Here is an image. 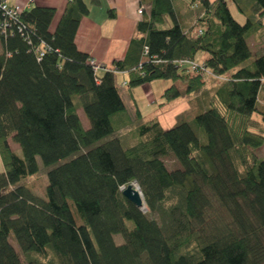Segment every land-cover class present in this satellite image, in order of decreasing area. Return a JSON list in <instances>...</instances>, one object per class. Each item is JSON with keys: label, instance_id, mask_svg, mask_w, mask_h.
<instances>
[{"label": "trees", "instance_id": "16d2710c", "mask_svg": "<svg viewBox=\"0 0 264 264\" xmlns=\"http://www.w3.org/2000/svg\"><path fill=\"white\" fill-rule=\"evenodd\" d=\"M194 1L203 13L186 31L173 0H152L125 57L99 71L75 38L100 0H70L54 31L56 11L46 6L24 9L11 29L0 30V264H264V160L255 152L264 133L251 130L264 128L253 117L264 123V53L251 60L247 44L264 27V0H251L244 24L226 0ZM184 59L226 78L207 109L168 129L157 117L146 120L133 129L129 147L111 137L133 122L116 73L127 72L129 90L168 79L197 92L205 73L180 65ZM181 95L174 83L161 105ZM39 157L53 166L45 197L18 186L38 173ZM168 157L179 167L170 169ZM129 184L138 185L147 210L160 213L165 226L123 195ZM214 202L230 217L221 234L204 231ZM11 233L20 251L36 258L21 259ZM117 234L124 238L118 245Z\"/></svg>", "mask_w": 264, "mask_h": 264}, {"label": "rangeland", "instance_id": "374dc122", "mask_svg": "<svg viewBox=\"0 0 264 264\" xmlns=\"http://www.w3.org/2000/svg\"><path fill=\"white\" fill-rule=\"evenodd\" d=\"M248 1V2H247ZM244 7L247 8L248 12L252 14L251 12V0H244ZM227 3L230 7L231 13H233L235 16H239L238 10V4L239 2L233 1V0H227ZM184 6V5H183ZM245 8V9H246ZM198 11V10H194ZM240 21L243 23L245 21ZM173 21L169 20L166 22L165 26L170 27L172 26ZM244 24V23H243ZM253 43V42H252ZM250 45L253 47V56L251 60H256L260 54L264 53V49L259 50L257 48V45L254 43ZM0 52H1V45H0ZM199 58V57H198ZM210 73L204 74V77L206 79V83L197 92L189 93L186 90V84L181 81L173 82L172 80L164 79V80H154L153 82H147L143 83V85H139L136 87H133L132 90L128 89L127 85H124L123 80L126 79V76H116L115 83H117V86L119 88L120 93L123 96L124 103L127 107V115H129L133 122L131 126L123 128L122 131H118L116 133H113V136L119 137L122 141L123 146L129 147L133 143H135V139L132 136L133 129L138 126V124L143 123L146 120L154 119L157 117L162 124L164 129H168L171 127L176 126L180 122H192L194 118L201 112L207 109V101L208 98L214 93L215 88L218 86V83L220 80H225L226 78H220V77H213L210 76ZM176 83L182 92V95L180 98L176 99L174 103L171 104H165L164 99L162 98V95L164 94V89L167 87H170ZM261 100L259 103V106H264V89L261 93ZM75 105L78 107V115L81 117V121L83 124V127L86 129L90 128V122L88 118L86 117L83 107L81 106L80 98L76 97ZM137 109L140 110V114H142L141 120L137 119L136 111ZM254 119L258 120L262 126L264 125L262 119L260 116L255 113ZM196 128V127H195ZM251 130H254L256 132H259L261 134L264 133L263 127H252ZM196 131L199 133V129H196ZM109 138V137H108ZM107 139V138H106ZM10 142L11 149L18 154L19 156L23 157V152L20 147V144L16 141H14L12 138L8 140ZM257 152L258 156H260L264 160V146L257 148L255 150ZM37 162L39 164V170L38 173L32 176H29L26 180L20 181L18 183L19 185H24L37 195H44L45 197V188L48 185V174L50 169L53 166L47 167L44 165L43 161H41V158H37ZM166 165L169 166L170 169H175L179 167L177 164V161L173 157H168L165 159ZM3 169V163L1 162L0 158V170ZM144 200V198H143ZM146 207V202H145ZM141 210V209H140ZM142 211V210H141ZM144 212V211H143ZM148 218L156 220L159 225L165 226L164 220H162L160 213L151 212L150 210H147L144 212ZM230 222V217L228 216L225 209L221 208L216 202L213 204V209L209 212L208 215V221L205 227V230L207 233H214L217 232L218 234H221L225 231V226ZM10 240L14 246V248L19 253V256L21 259L27 261L28 259L36 258L35 254L26 256L23 252L20 251L18 248V244L16 242V239L14 238V235L10 234ZM115 243L121 244L124 242V238L122 234H117L114 236Z\"/></svg>", "mask_w": 264, "mask_h": 264}, {"label": "crops", "instance_id": "0c3cea01", "mask_svg": "<svg viewBox=\"0 0 264 264\" xmlns=\"http://www.w3.org/2000/svg\"><path fill=\"white\" fill-rule=\"evenodd\" d=\"M69 1L70 0H8L11 4L23 5L27 9H31L34 6L54 7L56 14L50 28L51 31H54L58 25ZM86 1L90 2L91 0ZM193 1L194 0H173L175 16H177L180 25L186 31L194 25L203 13L201 6H192ZM233 1L239 2L242 9L245 11L241 13L238 10L240 17L233 14L234 17L239 21L240 19L246 21L250 12L243 6L245 3L244 0ZM151 3L152 0H100V4L91 5L90 13L81 19L82 21L77 30L75 42L78 49L87 54L89 53L91 57L97 62L102 63L105 67H112L113 61L125 57L129 44L137 33V24L149 15ZM111 10L112 12H110ZM252 42L254 45H257V52L264 49V27L259 28L248 37L247 44L250 46L251 53L253 54V47L250 45ZM201 56L202 54L197 55L199 58ZM117 75L128 77L127 72L116 73V76ZM124 81H126V79H124L123 82Z\"/></svg>", "mask_w": 264, "mask_h": 264}, {"label": "built area", "instance_id": "2783aa9c", "mask_svg": "<svg viewBox=\"0 0 264 264\" xmlns=\"http://www.w3.org/2000/svg\"><path fill=\"white\" fill-rule=\"evenodd\" d=\"M194 7H197L198 4L194 1L192 3ZM25 8L23 5H19V4H11L8 2V0H0V30L2 29L3 33L7 32V29H11L12 27V23H16L17 20L20 18L22 11H24ZM145 53H148L149 49L147 46H145ZM43 50V49H42ZM39 51V53L41 54V57H43L44 54V50L43 51ZM94 71H99L100 69H103L105 66L100 63L97 62L93 57L89 58L88 61ZM180 65L182 66H189L191 69L193 70H201L202 73H210V71L204 67L203 64L198 63L197 61H192L189 59H184V61H180L179 62ZM124 85H127V83L123 82ZM138 187V186H137ZM136 187V188H137ZM122 190H124V188L122 187Z\"/></svg>", "mask_w": 264, "mask_h": 264}, {"label": "water", "instance_id": "95a60500", "mask_svg": "<svg viewBox=\"0 0 264 264\" xmlns=\"http://www.w3.org/2000/svg\"><path fill=\"white\" fill-rule=\"evenodd\" d=\"M137 184H129L124 189L123 195L128 198L137 208L139 207L142 211H146L145 200ZM137 187V188H136ZM142 195V197H141Z\"/></svg>", "mask_w": 264, "mask_h": 264}, {"label": "bare ground", "instance_id": "6f19581e", "mask_svg": "<svg viewBox=\"0 0 264 264\" xmlns=\"http://www.w3.org/2000/svg\"><path fill=\"white\" fill-rule=\"evenodd\" d=\"M141 197H142V195H141ZM143 198V197H142Z\"/></svg>", "mask_w": 264, "mask_h": 264}]
</instances>
